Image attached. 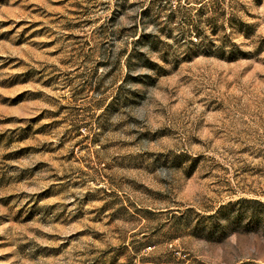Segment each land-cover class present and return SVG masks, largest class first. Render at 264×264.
<instances>
[{"label":"rangeland","instance_id":"1","mask_svg":"<svg viewBox=\"0 0 264 264\" xmlns=\"http://www.w3.org/2000/svg\"><path fill=\"white\" fill-rule=\"evenodd\" d=\"M241 198L264 0H0V264H264Z\"/></svg>","mask_w":264,"mask_h":264},{"label":"trees","instance_id":"2","mask_svg":"<svg viewBox=\"0 0 264 264\" xmlns=\"http://www.w3.org/2000/svg\"><path fill=\"white\" fill-rule=\"evenodd\" d=\"M237 205L239 208L233 216H228L227 223L237 225L241 220L242 216L247 214L249 217H253L257 222L261 221L264 218V202L257 199H246L241 198L235 203H229L226 206H222L221 209H226L228 206ZM253 208L258 210L254 214H248V208ZM227 215H230V212H226ZM232 220V221H230Z\"/></svg>","mask_w":264,"mask_h":264}]
</instances>
